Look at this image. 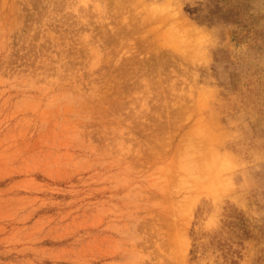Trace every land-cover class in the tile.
Here are the masks:
<instances>
[{
    "label": "rangeland",
    "instance_id": "1",
    "mask_svg": "<svg viewBox=\"0 0 264 264\" xmlns=\"http://www.w3.org/2000/svg\"><path fill=\"white\" fill-rule=\"evenodd\" d=\"M0 264H264V0H0Z\"/></svg>",
    "mask_w": 264,
    "mask_h": 264
},
{
    "label": "bare ground",
    "instance_id": "2",
    "mask_svg": "<svg viewBox=\"0 0 264 264\" xmlns=\"http://www.w3.org/2000/svg\"><path fill=\"white\" fill-rule=\"evenodd\" d=\"M219 157V156H218ZM217 156L216 157H214V159L215 158H218ZM213 158H212V160H214ZM211 162H213V161H211ZM221 163H223V161H221ZM214 166V165H213ZM219 166V168L221 167L220 165H218ZM211 168H212V166H211ZM215 168V167H214ZM216 168L218 169V167L216 166ZM223 168V167H222ZM217 173V172H216ZM217 179V178H216ZM206 181V180H205ZM206 185V184H205ZM216 186V185H215Z\"/></svg>",
    "mask_w": 264,
    "mask_h": 264
}]
</instances>
